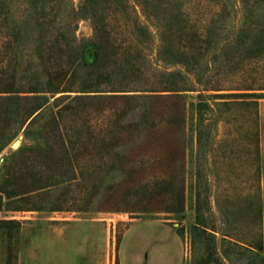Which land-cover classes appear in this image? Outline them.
<instances>
[{
    "label": "rangeland",
    "instance_id": "obj_1",
    "mask_svg": "<svg viewBox=\"0 0 264 264\" xmlns=\"http://www.w3.org/2000/svg\"><path fill=\"white\" fill-rule=\"evenodd\" d=\"M8 1L14 17L23 20L24 0ZM64 1L75 12L81 3ZM186 9L197 22L212 17L219 35L200 66L194 88L199 91L145 101V128L121 139L125 154L113 172H94L100 162L90 154L83 179L52 188L39 202L40 210L7 211V195L18 190L3 186V159L34 142L20 130L0 146V264H6L7 255L9 264H264V90H255L264 89V56L255 58V28L263 25L264 0H187ZM74 35L84 45L82 58L89 60L94 47L90 21L78 19ZM32 58L27 46L25 59ZM209 86L222 91L203 90ZM197 93L214 109L203 116L199 144ZM253 100L260 224L253 106L217 107L223 101ZM107 105L111 109L103 112L113 111L114 118L124 106L121 101ZM90 117L86 123L91 127L101 124ZM9 129L0 123V134ZM197 210L200 221L228 243L219 234L213 239L193 230ZM258 234L261 249L256 251L251 247Z\"/></svg>",
    "mask_w": 264,
    "mask_h": 264
},
{
    "label": "trees",
    "instance_id": "obj_2",
    "mask_svg": "<svg viewBox=\"0 0 264 264\" xmlns=\"http://www.w3.org/2000/svg\"><path fill=\"white\" fill-rule=\"evenodd\" d=\"M80 1L75 12L64 0H24L26 15L17 20L10 1L0 0V123L11 128L0 134V146L20 130L34 142L3 159V186L18 190L6 194L7 211L40 210L39 202L52 188L83 179L90 154L100 162L94 172H113L114 163L125 154L121 139L145 128L143 103L199 91L194 88L200 82V66L219 42L214 19L197 22L186 9L187 0ZM80 18L90 21L93 32L89 60L82 58L84 45L74 35ZM262 24L255 28V58L264 56ZM234 41L236 37L221 50ZM27 46L33 58L26 61ZM203 90L222 91L220 86ZM196 99L199 144L207 120L203 116L214 109L200 93ZM110 101L124 105L115 118L113 111L103 112L111 109ZM247 104L253 106L255 118V206L260 224L257 101H223L217 107ZM90 116L101 124L88 125ZM125 117L122 124L117 122ZM193 230L208 232L213 239L219 234L221 242L228 243L225 235L200 221L198 210ZM251 248L261 249L260 234ZM9 261L7 255L6 264Z\"/></svg>",
    "mask_w": 264,
    "mask_h": 264
},
{
    "label": "crops",
    "instance_id": "obj_3",
    "mask_svg": "<svg viewBox=\"0 0 264 264\" xmlns=\"http://www.w3.org/2000/svg\"><path fill=\"white\" fill-rule=\"evenodd\" d=\"M264 185V179H263V177L261 176V186H263Z\"/></svg>",
    "mask_w": 264,
    "mask_h": 264
},
{
    "label": "bare ground",
    "instance_id": "obj_4",
    "mask_svg": "<svg viewBox=\"0 0 264 264\" xmlns=\"http://www.w3.org/2000/svg\"><path fill=\"white\" fill-rule=\"evenodd\" d=\"M15 146V145H14Z\"/></svg>",
    "mask_w": 264,
    "mask_h": 264
}]
</instances>
